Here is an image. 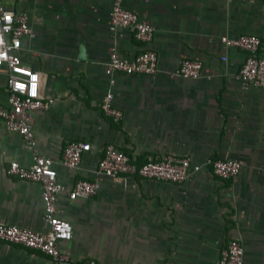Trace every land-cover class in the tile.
I'll list each match as a JSON object with an SVG mask.
<instances>
[{
    "label": "crops",
    "instance_id": "0c3cea01",
    "mask_svg": "<svg viewBox=\"0 0 264 264\" xmlns=\"http://www.w3.org/2000/svg\"><path fill=\"white\" fill-rule=\"evenodd\" d=\"M4 1L29 15L32 33L19 53L54 103L34 111V150L0 117V224L49 229L42 184L8 173L11 161L30 167L37 152L55 160L67 189L82 179L99 182L94 195L71 198L63 190L58 197V215L73 225L60 247L73 263L219 264L238 239L244 264H264V88L239 77L249 53L222 40L257 35L264 55V0H120L154 25L149 43L128 27L111 28L117 0ZM147 48L158 53V71L117 72L112 84L111 53L134 57ZM186 59L203 63L199 77L181 74ZM8 84L1 65L0 109L11 103ZM109 91L124 113L120 121L103 110ZM71 140L88 144L78 168L63 162ZM110 143L139 165L175 155L203 168L181 183L108 176L99 164ZM214 159L241 161L242 169L220 178L208 165ZM0 264L58 263L0 240Z\"/></svg>",
    "mask_w": 264,
    "mask_h": 264
},
{
    "label": "built area",
    "instance_id": "2783aa9c",
    "mask_svg": "<svg viewBox=\"0 0 264 264\" xmlns=\"http://www.w3.org/2000/svg\"><path fill=\"white\" fill-rule=\"evenodd\" d=\"M24 0H17L18 3ZM117 26L128 27L134 31L135 37L143 42L153 41L155 27L149 22L141 20L139 15L126 9L117 0L111 15V28ZM29 15L23 10H17L0 0V66L8 68V91L11 103L9 107L0 109V117L10 130L17 131L34 150L36 137L33 128L34 111L48 109L54 98H44L40 93L38 71L25 65L19 53L23 39L31 35ZM229 47L248 52L239 77L248 83H254L264 88V55H259L261 39L254 34H242L238 37H222ZM226 59V57H224ZM159 56L155 49L147 48L134 57L122 56L114 51L106 64V71L112 76L111 83H115L113 75L117 72L126 74L153 75L158 71ZM203 70L200 60L186 59L182 62L180 72L187 77H199ZM104 112L115 121L123 118V111L114 103V93L109 91L102 101ZM88 144L83 141H68L65 147L63 162L69 167L78 168ZM212 173L227 179L237 176L242 163L232 159L209 160ZM202 165L192 163L187 157L168 155L164 158L149 156L142 164L132 161L129 154L119 149L115 144L106 146L99 164L101 173L108 176L138 174L148 179H158L181 183L191 177L194 172L202 169ZM8 173L21 179L37 181L42 184V201L44 205V220L49 226L46 232L30 228L0 224V240L20 244L27 248L37 249L51 256L58 264H103L96 259H88L73 263L70 255L61 250L60 243L73 237V225L70 221L58 215V197L60 192L68 190L71 198L94 195L99 189V182L93 180H78L74 186L67 189L58 180V171L52 157L35 153L30 167L21 165L18 161H11ZM245 250L240 240L232 239L224 248L219 264H244Z\"/></svg>",
    "mask_w": 264,
    "mask_h": 264
}]
</instances>
